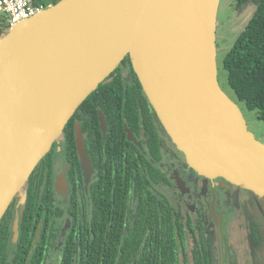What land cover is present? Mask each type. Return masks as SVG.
Returning <instances> with one entry per match:
<instances>
[{
    "label": "water",
    "instance_id": "95a60500",
    "mask_svg": "<svg viewBox=\"0 0 264 264\" xmlns=\"http://www.w3.org/2000/svg\"><path fill=\"white\" fill-rule=\"evenodd\" d=\"M220 3L60 0L0 37V221L15 197L26 199L33 171L80 106L127 57L189 167L249 190L264 204V142L219 83ZM99 120L106 134L101 109ZM75 137L89 175L79 121ZM128 139L134 140L130 130ZM19 218L17 213L14 242Z\"/></svg>",
    "mask_w": 264,
    "mask_h": 264
},
{
    "label": "flooded vegetation",
    "instance_id": "af4514ba",
    "mask_svg": "<svg viewBox=\"0 0 264 264\" xmlns=\"http://www.w3.org/2000/svg\"><path fill=\"white\" fill-rule=\"evenodd\" d=\"M235 2L242 11L254 5ZM127 81L135 85L131 72ZM153 110L142 101L138 127L124 122V134L112 133L109 140L112 124L107 117L106 134L99 123L101 135H89L82 122L75 120V125L79 121L83 129L91 173L88 175L89 170L86 172L82 167L76 137L75 150L69 151L65 132L33 171L23 192L26 199L19 203L15 197L0 221V264H80L98 237H109L114 221L122 222L124 233L136 231L139 225H134V221L140 223L144 215L149 216L147 212L155 204L157 212L163 210L166 214L168 222L164 229L176 233L178 225L183 227L190 248L194 235L205 240L213 264H264V220L251 219L249 237L243 234L238 238L246 212L251 213L259 200L264 210L262 200L249 190L247 193L252 198L246 199V189L222 178L208 179L190 168ZM128 130L132 131L134 140L128 139ZM30 200L36 210L27 224L36 229L35 237L39 228L41 231L35 246L34 237L27 248L20 247L19 242L23 237V214ZM17 213L20 233L14 242ZM254 229L256 234L252 233ZM154 233L161 235L159 221ZM231 240L235 247L230 252ZM246 243L250 246L248 259L240 252L242 247L247 249Z\"/></svg>",
    "mask_w": 264,
    "mask_h": 264
},
{
    "label": "trees",
    "instance_id": "16d2710c",
    "mask_svg": "<svg viewBox=\"0 0 264 264\" xmlns=\"http://www.w3.org/2000/svg\"><path fill=\"white\" fill-rule=\"evenodd\" d=\"M36 1L49 7L60 0ZM237 1L239 5L253 2L255 10L234 45L221 57L220 63L227 73V83L235 95V101L238 104L243 103L250 111H257L258 119L264 122V0ZM7 32L8 29L0 23V37ZM126 66L134 77L135 85L127 81ZM142 101L153 110L127 57L109 80L102 83L85 100L67 124L65 132L68 136L69 151L75 150V120L82 122L89 135H101L99 127V109H101L112 124L111 132L107 137L109 140L112 133H123L124 122L132 127L135 125L138 127L142 117L140 111ZM155 140L157 151L159 139ZM147 189L146 184L145 192ZM156 209V204L155 208L152 205L150 212H147L149 216L144 215L140 223L135 220L133 224L139 226L136 231H129L128 234L124 233L120 220L114 221L109 237L105 235L98 237L96 245L89 247V252L83 255L80 264H213L211 254L206 252L205 240L194 235V243L190 248L183 227L178 225L176 233L164 229L163 225L168 222L165 220L166 214L163 210L157 212ZM25 210L23 237L21 236L22 241L19 242V246L29 248L36 229L32 227V231L27 222L31 215L34 216L36 206L34 204L31 206L30 200ZM156 214L159 217H155ZM158 221L161 225L160 236L154 233ZM37 223L38 218L35 225ZM193 233L197 234L195 231ZM252 233L256 234V229L252 230Z\"/></svg>",
    "mask_w": 264,
    "mask_h": 264
},
{
    "label": "rangeland",
    "instance_id": "374dc122",
    "mask_svg": "<svg viewBox=\"0 0 264 264\" xmlns=\"http://www.w3.org/2000/svg\"><path fill=\"white\" fill-rule=\"evenodd\" d=\"M255 6L251 4L250 7L247 8V10H238L236 6L235 0H221L220 7H219V13H218V22L221 23L220 28L218 27V38H217V46L219 48L218 50V67H219V83L221 88L230 96L232 99L235 100V95L233 91L230 89L228 83H227V73L225 70L221 67V57L225 55L229 49L234 45L236 39L238 38L240 32L244 29L247 21L250 19L254 12ZM129 67H125V74L129 73ZM239 106L242 109V112L247 120L249 129L255 134L257 139L264 142V122L260 121L258 119L257 111H250L248 110L243 103H239ZM245 193V198L248 199V197L252 198V194L247 193V190ZM255 195V194H254ZM224 196V194H223ZM256 196V195H255ZM257 197V196H256ZM241 199V198H240ZM259 199V197H257ZM260 201V200H259ZM258 201L259 204H256L252 208V212H246L247 215L244 213V220L245 225L241 232H238V238L243 236L245 234V238L249 237V234L251 233V219L258 220V217L264 220V210ZM248 217V218H247ZM236 234H234L235 236ZM247 244V249L241 248L240 252L243 257L249 258V244ZM231 247H235V243L229 241L228 248L231 252ZM234 258V253H233ZM235 259V258H234Z\"/></svg>",
    "mask_w": 264,
    "mask_h": 264
},
{
    "label": "built area",
    "instance_id": "2783aa9c",
    "mask_svg": "<svg viewBox=\"0 0 264 264\" xmlns=\"http://www.w3.org/2000/svg\"><path fill=\"white\" fill-rule=\"evenodd\" d=\"M46 5L36 0H0V23L8 30L16 23L43 11Z\"/></svg>",
    "mask_w": 264,
    "mask_h": 264
},
{
    "label": "bare ground",
    "instance_id": "6f19581e",
    "mask_svg": "<svg viewBox=\"0 0 264 264\" xmlns=\"http://www.w3.org/2000/svg\"><path fill=\"white\" fill-rule=\"evenodd\" d=\"M23 192H24V190H23Z\"/></svg>",
    "mask_w": 264,
    "mask_h": 264
}]
</instances>
